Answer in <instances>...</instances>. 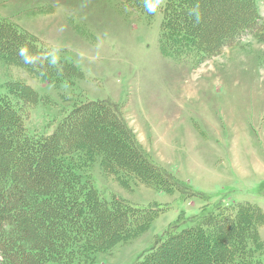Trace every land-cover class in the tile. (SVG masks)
<instances>
[{"label":"rangeland","instance_id":"rangeland-1","mask_svg":"<svg viewBox=\"0 0 264 264\" xmlns=\"http://www.w3.org/2000/svg\"><path fill=\"white\" fill-rule=\"evenodd\" d=\"M258 11L264 20V0ZM0 18L81 73L74 83L44 82L0 58V94L18 80L38 94L26 121L30 134L48 133L81 101L107 102L177 181L170 194L125 186L99 163L89 168L102 198L163 209L147 232L100 253L95 264H136L177 226L219 205L251 203L264 213L263 32L200 63L162 54L161 6L154 12L129 0H0ZM260 236L264 241V225Z\"/></svg>","mask_w":264,"mask_h":264},{"label":"trees","instance_id":"trees-1","mask_svg":"<svg viewBox=\"0 0 264 264\" xmlns=\"http://www.w3.org/2000/svg\"><path fill=\"white\" fill-rule=\"evenodd\" d=\"M129 2L142 10L156 0ZM161 8V51L177 61L203 63L246 34L264 33L258 0H164ZM0 58L44 82L81 77L37 36L2 18ZM8 90L0 94V264H95L100 253L147 232L163 209L102 198L88 174L99 163L130 188L178 189L117 107L81 101L48 133L30 134L38 94L22 80ZM263 225V211L251 203L219 205L177 226L136 264H264Z\"/></svg>","mask_w":264,"mask_h":264},{"label":"clouds","instance_id":"clouds-1","mask_svg":"<svg viewBox=\"0 0 264 264\" xmlns=\"http://www.w3.org/2000/svg\"><path fill=\"white\" fill-rule=\"evenodd\" d=\"M163 0H156L155 4L149 5L150 11L156 12L157 9L162 5ZM193 12L196 14L197 19H199V14L196 12V10H193ZM25 51V49H21V54Z\"/></svg>","mask_w":264,"mask_h":264}]
</instances>
